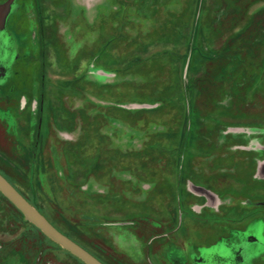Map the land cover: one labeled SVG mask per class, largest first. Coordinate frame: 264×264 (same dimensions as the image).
Returning a JSON list of instances; mask_svg holds the SVG:
<instances>
[{
	"label": "rangeland",
	"instance_id": "obj_1",
	"mask_svg": "<svg viewBox=\"0 0 264 264\" xmlns=\"http://www.w3.org/2000/svg\"><path fill=\"white\" fill-rule=\"evenodd\" d=\"M4 3L0 172L37 210L104 264L264 254V0ZM3 196L0 264H85Z\"/></svg>",
	"mask_w": 264,
	"mask_h": 264
},
{
	"label": "flooded vegetation",
	"instance_id": "obj_2",
	"mask_svg": "<svg viewBox=\"0 0 264 264\" xmlns=\"http://www.w3.org/2000/svg\"><path fill=\"white\" fill-rule=\"evenodd\" d=\"M5 1L6 0H0V4H3ZM198 1L200 2V0H198ZM13 2H14V6H15V5H18L20 3V0H13ZM12 15H13V12L12 11L9 12L4 18V26H2L3 24L2 25L0 24V38L4 42V51H6L5 48L9 47V42L7 41L9 34L7 33V31H8V24H9L8 22L10 21ZM263 32H264V25L263 24H262V26L256 25L251 36L246 35L245 37L241 38L240 42L239 41L238 42L240 43V46L242 45V47L246 48L245 50H248V51L258 50L259 46L257 47L256 45L260 41L259 38L261 37ZM5 38H7V39H5ZM2 59L0 61V84L2 82L6 81L8 75L10 74V71H9L10 66L9 65L7 66L5 64L4 58H2ZM218 79L220 80L219 77L215 76L214 80L217 81ZM228 85L229 84H227V87H228ZM227 87H226V84H225V86H223V91H222L223 95L221 96L220 99L218 98V99H216V101L212 102L214 105L221 103L223 105V108H222L223 110H226V109L232 110V109L237 108L239 106H241V107H244L247 105L250 106V101H244V98L242 97V94H241V91H242L241 87L242 86L241 85H240V88H234V90H235L234 92H232L230 87L229 88H227ZM238 92H240V93H238ZM244 102H245V105H244ZM238 104H241V105L238 106ZM250 107H253V106H250ZM263 108H264V105H263ZM206 145H207V147H209V149H210V147H214L217 150H220V148L223 147L222 144H216V142H214L212 140H207ZM232 152L233 153L236 152L235 154L241 156V158H243V160H246V157H249L252 154V153H249L248 151H243V150L241 151L237 148L233 149ZM257 152H258V154L264 155L263 149H259V151H257ZM227 154H230V153H227ZM196 172L197 171H194V173H193V175L195 176V179H200L201 177L199 176V173L196 174ZM260 235H261L262 239L264 240V233H261ZM258 243H261L262 245H264V241H263V243L261 241H259ZM263 251H264V249H263ZM247 253L249 254V252H245L241 255L239 250L233 248V249H231V252L228 254L231 257L228 259H225V264H252L250 262L249 263L247 262L248 260L245 257V254H247ZM249 255H253V257H251V259H252L253 264H256L255 260L258 259V261L260 263L259 259L261 257H263L264 254L253 253V254H249ZM212 257L216 260V257L214 255ZM247 257H249V256H247Z\"/></svg>",
	"mask_w": 264,
	"mask_h": 264
},
{
	"label": "water",
	"instance_id": "obj_3",
	"mask_svg": "<svg viewBox=\"0 0 264 264\" xmlns=\"http://www.w3.org/2000/svg\"><path fill=\"white\" fill-rule=\"evenodd\" d=\"M7 5H0V15ZM0 192L50 240L58 244L85 264H104L84 247L57 229L40 211H38L18 190L0 173Z\"/></svg>",
	"mask_w": 264,
	"mask_h": 264
},
{
	"label": "trees",
	"instance_id": "obj_4",
	"mask_svg": "<svg viewBox=\"0 0 264 264\" xmlns=\"http://www.w3.org/2000/svg\"><path fill=\"white\" fill-rule=\"evenodd\" d=\"M1 173V172H0ZM2 174V173H1ZM8 181H10L9 179H8V177L7 176H5L4 174H2ZM10 183H12L11 181H10ZM13 184V183H12ZM14 185V184H13ZM18 190V189H17ZM19 191V190H18ZM20 192V191H19ZM21 193V192H20ZM22 194V193H21ZM23 195V194H22ZM0 196H2V194L0 193ZM24 196V195H23ZM25 197V196H24ZM3 198H5L4 196H3ZM26 198V197H25ZM27 199V198H26ZM28 200V199H27ZM5 201H7L11 206H12V204L5 198ZM29 201V200H28ZM38 211H40V210H38ZM41 212V211H40ZM42 213V212H41ZM44 215V214H43ZM45 216V215H44ZM46 217V216H45ZM47 218V217H46ZM48 219V218H47ZM49 220V219H48ZM50 221V220H49ZM51 222V221H50ZM52 223V222H51ZM53 224V223H52ZM54 225V224H53ZM55 226V225H54ZM33 227L40 233V234H42L41 232H40V230L38 229V228H36L34 225H33ZM57 228V227H56ZM58 229V228H57ZM63 233V232H62ZM43 235V234H42ZM44 236V235H43ZM45 237V236H44ZM47 240H49L50 242H52L55 246H57V247H59L60 248V246L58 245V244H56V243H54L53 241H51L50 239H48L47 237H45ZM76 258V257H75ZM77 259V258H76ZM79 260V259H78ZM80 261V260H79Z\"/></svg>",
	"mask_w": 264,
	"mask_h": 264
}]
</instances>
